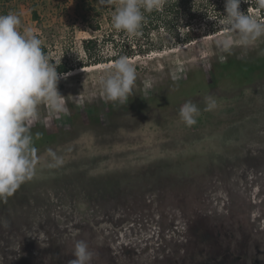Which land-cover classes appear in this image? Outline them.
<instances>
[{"label": "rangeland", "instance_id": "obj_1", "mask_svg": "<svg viewBox=\"0 0 264 264\" xmlns=\"http://www.w3.org/2000/svg\"><path fill=\"white\" fill-rule=\"evenodd\" d=\"M108 1L94 31L83 8L105 0H0V15H18L21 31L30 28L54 60L74 64L84 58L81 39L101 35L119 7ZM170 39L126 57L136 79L128 102L113 111L100 81L115 60L58 75L67 109L68 102L82 114L98 108L100 121L70 124L69 109L37 106L36 121L61 130L35 148L33 177L0 200V264H70L78 240L90 264H107L105 252L113 264H264V35L243 45L220 23L186 44ZM227 55L254 68L245 75L229 67L212 84L206 72ZM209 96L216 108L204 111ZM186 101L201 110L192 126L179 117ZM49 149L60 166H50Z\"/></svg>", "mask_w": 264, "mask_h": 264}, {"label": "clouds", "instance_id": "obj_2", "mask_svg": "<svg viewBox=\"0 0 264 264\" xmlns=\"http://www.w3.org/2000/svg\"><path fill=\"white\" fill-rule=\"evenodd\" d=\"M242 0H225V14L221 21L239 33L241 44L246 45L264 35V24L240 9ZM165 0H119L113 16V27L130 36L140 34L144 12L151 13L162 8ZM264 7V0H259ZM143 9V11H142ZM21 20L13 13L0 15V200H6L35 173L36 149L33 146L29 124L38 118L37 106L47 102L57 113L68 114L65 102L57 90L56 67L42 50V42L30 29L21 31ZM220 47L229 52L231 41H218ZM226 59V57H224ZM101 79L105 98L109 102H128L136 79L134 66L126 57L117 58ZM204 111L216 108L212 97L205 98ZM198 106L186 101L179 109L180 119L187 125L197 123ZM54 163L63 161L51 149L48 150ZM74 259L70 264H90L92 253L83 240L75 243Z\"/></svg>", "mask_w": 264, "mask_h": 264}, {"label": "trees", "instance_id": "obj_3", "mask_svg": "<svg viewBox=\"0 0 264 264\" xmlns=\"http://www.w3.org/2000/svg\"><path fill=\"white\" fill-rule=\"evenodd\" d=\"M105 1L106 5L101 3L99 5L100 8L97 7V4L90 2H87L83 8L81 17L83 20H87L88 14L91 15V18L94 17L95 26H91V31H94V29L101 30L98 17L101 15L102 10L107 8L109 1ZM224 5L225 0H165L161 9L154 10L151 13H143L145 20L143 21L140 34L136 36H130L116 30L113 27V17L108 16V26L102 31L101 35L91 32L88 37L81 39L80 45L84 58L74 64L67 59L54 60L46 44L41 41L42 50L49 58V62L57 66L58 75H63L75 68L107 63L121 56L132 57L136 54H147L154 50H161L163 46L167 45V39L170 38L172 42L168 40V43L180 42L186 44L197 39L201 32L205 34L215 33L223 20L222 13L225 14ZM249 5L257 9L259 18L264 17V7L260 5L259 0H242L241 2L240 9L251 16L248 10ZM30 12L34 19L38 18L36 9L31 7ZM3 13L7 14L6 10H3ZM210 16L212 17L210 18ZM203 20L205 23L202 22ZM72 26L73 24H71ZM253 66L246 61L227 55L225 62H215L206 74H208L213 84L217 81V74L229 67L233 69L234 74L243 71L247 75L254 68ZM67 105L71 111L70 115L67 116L70 124H73L75 120L82 118V116L90 120L100 121L98 108L88 107L82 114L74 103L68 102ZM121 105L119 102H111L107 105V108L110 109L109 111H113V109ZM26 127L30 129L35 148L53 139L61 130L55 122L43 125V123L35 121L31 124H26Z\"/></svg>", "mask_w": 264, "mask_h": 264}, {"label": "flooded vegetation", "instance_id": "obj_4", "mask_svg": "<svg viewBox=\"0 0 264 264\" xmlns=\"http://www.w3.org/2000/svg\"><path fill=\"white\" fill-rule=\"evenodd\" d=\"M145 240H147V239H145ZM123 244H124V243H123ZM123 244H122V242H121V247H123V248L126 249V250H128L129 248H133V247L128 246V245H126V244H124V245H125V246H124ZM147 244H149V243H147ZM146 247H147V246L144 245L142 248L145 249ZM109 248H110V247H109ZM109 251H111V250H108V252H109ZM104 256L106 257V260L108 261L107 264H113L112 259H111V256H112L111 253H106V252H105ZM149 257H150L151 260L153 259L152 255H148V258H149ZM153 264H156V263L154 262Z\"/></svg>", "mask_w": 264, "mask_h": 264}, {"label": "bare ground", "instance_id": "obj_5", "mask_svg": "<svg viewBox=\"0 0 264 264\" xmlns=\"http://www.w3.org/2000/svg\"><path fill=\"white\" fill-rule=\"evenodd\" d=\"M110 63H114V61H112ZM98 65H102V64H96V65H92V66H89V67H94V66H98Z\"/></svg>", "mask_w": 264, "mask_h": 264}]
</instances>
